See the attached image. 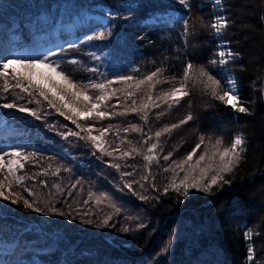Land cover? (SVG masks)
<instances>
[{
	"label": "trees",
	"instance_id": "trees-1",
	"mask_svg": "<svg viewBox=\"0 0 264 264\" xmlns=\"http://www.w3.org/2000/svg\"><path fill=\"white\" fill-rule=\"evenodd\" d=\"M197 16L208 27L198 35L185 36L179 22L185 18L191 23ZM217 16L228 25L219 35L211 28ZM99 32L105 33L104 40L85 39ZM223 49L234 57L220 64L218 53ZM44 56L59 62L76 82L110 79L113 88L126 87L116 82L118 76L143 79L161 68L157 79L163 83L152 94L183 82L187 95L177 94L181 102L171 109L166 104L152 108L147 124L134 113L88 121L96 129L109 123L121 128L137 123L144 128V133L121 131L120 138L111 130L102 146L112 151L119 145L120 151L106 156L87 139L59 135L80 130L42 97L37 96L40 104L28 103L27 94L11 87L15 81L9 68L8 92L5 78L0 77V122L15 125L0 142L11 147L4 152L31 156L16 173L25 177L22 186L13 182L11 192L29 198L23 187L32 189L30 201L44 210L33 212L22 201L12 204L0 199V245L12 248L3 261L23 264L37 257L43 264H264V0H222L220 5L215 0H190L188 7L178 0H0V71L9 58ZM72 59L79 63L70 65ZM211 60L217 63L210 64ZM188 64L203 65L220 79L221 95L234 81L237 107L247 111L239 112L210 96L204 83L190 78L193 71L184 80ZM143 95L137 93L138 103ZM118 96L121 102L114 97L108 103L121 111L122 95ZM4 103L35 108L41 119L18 108H3ZM161 112L164 115L157 119ZM187 115L196 118L160 137L163 151L154 153L159 163L143 160L148 153L147 146L140 147L141 136L151 135V142H156L155 131L179 124ZM92 134L99 132L94 129ZM237 135L244 140V150L233 171L225 174L227 184L221 182L209 192L189 189L187 196L167 187L174 178L179 183L184 174L174 177L164 169L186 156L200 136L205 137L204 145L220 139L223 149ZM124 137L132 145L126 140L121 144ZM133 146L140 148L139 154L121 156ZM169 152L170 160L164 161ZM113 163L120 170L112 168ZM57 168L60 172L52 175ZM122 172L133 175L122 177ZM4 175L0 173V180ZM146 175L148 179L142 180ZM133 180L139 181L133 184L135 195L121 190L125 181ZM140 195L148 199L141 200ZM45 205L56 211H48ZM60 211L65 215H59ZM107 216L111 220L104 225ZM248 232L252 233L249 242ZM250 243L255 252L252 261L247 259Z\"/></svg>",
	"mask_w": 264,
	"mask_h": 264
},
{
	"label": "snow or ice",
	"instance_id": "snow-or-ice-1",
	"mask_svg": "<svg viewBox=\"0 0 264 264\" xmlns=\"http://www.w3.org/2000/svg\"><path fill=\"white\" fill-rule=\"evenodd\" d=\"M179 4L184 7H188L190 0H178ZM216 5H220L222 0H215ZM183 25L184 34L187 36V28L189 20L183 18L180 21ZM227 21L221 16H217L215 21L211 24V28L215 30L216 34H221L222 30L227 27ZM86 40H104L105 33L99 32L97 35L92 36L88 35L85 37ZM94 55V54H93ZM220 64H225L226 61L223 59L226 55L231 57L233 53L228 51H220L218 53ZM99 59V57H95ZM70 65H77L79 62L76 59L68 61ZM210 64L215 65L216 60H211ZM3 71H0V77L5 78L4 91H9V83L7 80L8 69L12 68L11 78L15 83L11 86L13 88H18L22 93L27 94L29 99L28 103L35 102L40 104L41 100L37 99V96L42 97L43 101L47 103V106L55 109L60 116H63L66 120L71 121L72 124L76 125L80 131L69 130L67 133L60 132L59 135L68 139L70 136H77L81 139H87L91 144L104 152L106 156H112L114 152L120 151L119 145H116L112 151H107L103 146L102 142H105L104 138L111 130L115 129V135L117 138H120V132L128 133H144V128L137 123H128L126 127L121 128L120 125H113L109 123L106 127H101L96 129L94 123H87L88 121H101L105 119H112L113 117H125L129 113H134L139 116L140 120L144 121L145 124L149 122V111L152 108H160L161 104H166L168 109H171L174 105H178L181 102L180 96L177 94L183 93L187 95L185 90V84L180 83L178 87H172L169 90L163 92L162 94L153 95V90L157 84L163 83L162 80L157 79L158 75L163 71L161 68H157L155 71H152L149 75H146L143 79H137L131 75L118 76L116 82H119L126 87L123 88H113V80L105 79L103 81L88 80L87 83H79L71 76L70 73H66L63 70V66L59 62H50L47 56H44L42 59H29V60H9L3 63ZM17 69H22L18 71ZM59 69V70H58ZM90 72H96L95 68L88 69ZM193 71V65L188 64L187 69L183 72L184 80L189 78V72ZM200 78L204 81V87L210 89L214 98L224 101L227 104H231L233 108H236L239 112H246L247 109L243 106L237 107L238 97L232 92H224L222 95L219 93L217 95V89L220 88L221 80L214 77L210 74L208 70H201ZM233 83V88L235 87V82ZM118 93L122 95V108L121 111H116V105L109 104L114 97L117 98L118 102H121V96H118ZM137 93H143L139 103L135 98ZM23 98V97H20ZM130 101V103H128ZM3 108L12 109L18 108L20 112L28 113L31 116H34L36 119H41V116L38 115V110L35 108H28L26 106H19L15 103H4ZM109 109H112L109 111ZM164 115L163 112L157 114V119L160 116ZM192 120V115H187L186 119L180 120L179 124H172L170 127L165 126L159 131H155L154 136L156 142H151L153 137L148 135L146 138L141 136V145L143 148L147 146V153L143 156V160L148 161L150 164L153 161L159 163L157 156L154 154L156 150L163 151V148L160 146V137L165 133H171L172 129L178 128L181 125ZM84 121L85 123H80ZM63 127L67 128V125ZM99 132V135H93V130ZM86 133L85 136H80V133ZM127 141L129 145H132V140L127 139V137L121 138L120 142L123 144ZM205 137L200 136L199 142H197L194 148L181 160L171 161L169 168H165L164 171H171L173 176H179L182 172L184 175L179 179V183L176 182L175 178L167 186L172 188L177 192L183 193V195L189 194V189H197L200 192H209L213 189V186L219 185L221 182L227 184L229 181L225 179L226 173H231L234 166L240 160V152L244 149L241 147L244 144V140L241 136L237 135L232 141L230 147L220 148L222 141L216 139L215 143L212 145H204ZM202 154L198 156L193 162V157L196 156L197 150L202 148ZM140 148L133 146L131 152L123 151L121 156L129 157L133 153L139 154ZM0 173H5L4 178L0 180V199L3 201L11 200L12 204H17L22 201L23 207L26 210H31L33 212H42L44 209L34 204L30 201V197L33 195V190L28 187H23V192L28 194L29 198H25L23 195H13L11 192L13 182L17 185L22 186V182L25 180L23 175L17 176L16 173L18 170H22L25 167V163L30 160L31 156L22 155L20 151H13L11 153L0 151ZM172 156V152H169L167 155L163 156L164 161H169ZM6 157H10L6 159ZM112 168L120 170V165L117 163L111 164ZM60 172V169L57 168L52 175H57ZM132 172H122L121 176H132ZM12 177V179H9ZM142 180H147L148 176H142ZM139 181H125L122 189H128L129 192L136 193L133 190V184H137ZM59 188V185H56ZM141 188H144V184H140ZM155 187V185H152ZM147 190V189H145ZM7 191V194H6ZM167 191V188H165ZM141 200L148 199L147 196L140 195ZM99 202V200L97 201ZM45 208H48V211H56L55 209L49 208L48 205H45ZM117 211H119L117 209ZM59 215H65L64 212H58ZM111 220V216H107L103 220V224L107 225ZM90 223V221H85ZM139 227H144V225H139ZM122 231H129L127 228H123ZM246 238L251 240V232L246 233ZM171 243V241H169ZM167 251V249H165ZM249 261L253 260V250L249 247L248 250Z\"/></svg>",
	"mask_w": 264,
	"mask_h": 264
},
{
	"label": "rangeland",
	"instance_id": "rangeland-1",
	"mask_svg": "<svg viewBox=\"0 0 264 264\" xmlns=\"http://www.w3.org/2000/svg\"><path fill=\"white\" fill-rule=\"evenodd\" d=\"M222 51H225L226 53L229 51V50H227V49H223ZM233 57H234V55H232L231 57H229V56H225L223 59H225V61L229 58V59H233ZM221 59V58H220ZM9 60H15L14 58H9L8 60H4L3 61V63H5L6 61H9ZM2 63V64H3ZM17 70H19V69H17ZM231 82H233V81H229V86H228V89H227V92H232V89H233V83H231ZM3 122H0V141L2 140V139H4L5 137H6V131H8V130H10V129H12L13 128V126L15 125V122L14 121H12V122H10V123H8V124H6V125H3L2 124ZM11 147L10 146H8L7 144H6V142H0V151H5V150H7V149H10ZM1 154V153H0ZM249 233V232H248ZM251 235H252V233H251ZM246 236V235H245ZM246 240L248 241L249 239H247L246 238ZM251 240H252V238H251ZM249 242V241H248ZM251 245H253V244H249V247H251L252 248V246ZM252 250H253V248H252ZM12 251V248L11 247H5V246H3V245H0V264H7V262H5V261H3V256L5 255V254H8V253H10ZM255 252H254V250H253V260H254V258H255V254H254ZM249 254V253H248ZM23 264H43L37 257H32V258H30V259H25V260H23V261H21ZM9 264H14L13 262H9Z\"/></svg>",
	"mask_w": 264,
	"mask_h": 264
},
{
	"label": "clouds",
	"instance_id": "clouds-1",
	"mask_svg": "<svg viewBox=\"0 0 264 264\" xmlns=\"http://www.w3.org/2000/svg\"><path fill=\"white\" fill-rule=\"evenodd\" d=\"M208 27V25L206 24V22L204 21V19L202 17H195L191 23L188 24V28H187V35L192 36V35H198L199 31L201 29H206ZM201 70H205L206 68L203 65H193V76L190 77L191 79L196 80L198 83H204L203 79L200 78V71ZM208 94L210 96H213L212 91L210 89H208ZM217 95H219V88L217 89ZM195 116H192V119H195Z\"/></svg>",
	"mask_w": 264,
	"mask_h": 264
},
{
	"label": "built area",
	"instance_id": "built-area-1",
	"mask_svg": "<svg viewBox=\"0 0 264 264\" xmlns=\"http://www.w3.org/2000/svg\"><path fill=\"white\" fill-rule=\"evenodd\" d=\"M232 93L235 94V95L237 96V90H236V87H234V88L232 89Z\"/></svg>",
	"mask_w": 264,
	"mask_h": 264
}]
</instances>
